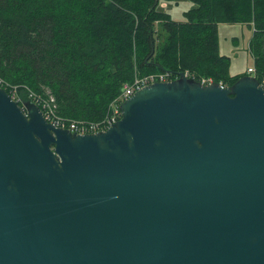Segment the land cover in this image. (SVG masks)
Wrapping results in <instances>:
<instances>
[{
  "label": "water",
  "instance_id": "1",
  "mask_svg": "<svg viewBox=\"0 0 264 264\" xmlns=\"http://www.w3.org/2000/svg\"><path fill=\"white\" fill-rule=\"evenodd\" d=\"M96 133L0 86V264H264V88L179 72Z\"/></svg>",
  "mask_w": 264,
  "mask_h": 264
},
{
  "label": "trees",
  "instance_id": "2",
  "mask_svg": "<svg viewBox=\"0 0 264 264\" xmlns=\"http://www.w3.org/2000/svg\"><path fill=\"white\" fill-rule=\"evenodd\" d=\"M162 1L179 2L0 0V76L52 95L60 115L95 120L135 73L188 71L232 84L243 74H231L219 50L220 22L251 25L249 50L264 75V0H189L183 20Z\"/></svg>",
  "mask_w": 264,
  "mask_h": 264
},
{
  "label": "built area",
  "instance_id": "3",
  "mask_svg": "<svg viewBox=\"0 0 264 264\" xmlns=\"http://www.w3.org/2000/svg\"><path fill=\"white\" fill-rule=\"evenodd\" d=\"M182 72L185 76L197 79L205 84L213 81L211 77L195 78L194 74L188 71ZM247 72L249 75L258 78L259 85L264 88V75L259 77L255 66H249L247 68ZM177 77H179V73H173L168 70L144 74L135 73L130 81L122 83L119 94L109 102L107 110L103 116L95 120L85 118L75 119L58 114L56 110V103L52 95H43L35 92L25 84L11 83L0 76V86L4 88L19 104L24 102L20 92H25L27 100L37 104L41 109L45 119L53 125L66 128L73 133L85 134L103 131L115 123L121 117V102L131 96L137 89L155 81H169ZM218 83L220 86H225V84L221 81Z\"/></svg>",
  "mask_w": 264,
  "mask_h": 264
},
{
  "label": "rangeland",
  "instance_id": "4",
  "mask_svg": "<svg viewBox=\"0 0 264 264\" xmlns=\"http://www.w3.org/2000/svg\"><path fill=\"white\" fill-rule=\"evenodd\" d=\"M168 4L166 11H168L174 19H177L179 15H181L178 10L186 6L184 2L179 3V5H175L176 3L174 2H169ZM233 26L234 27L230 25H228V27H220L218 43L220 51L230 56V70L232 72L241 73L251 59L247 46L251 31L240 24ZM234 37H237L236 40H234Z\"/></svg>",
  "mask_w": 264,
  "mask_h": 264
},
{
  "label": "crops",
  "instance_id": "5",
  "mask_svg": "<svg viewBox=\"0 0 264 264\" xmlns=\"http://www.w3.org/2000/svg\"><path fill=\"white\" fill-rule=\"evenodd\" d=\"M181 2H184V3H186V6H184V7H182V8H180L178 11H179V14L181 13V15H179V17L176 19V20H183L184 19V16H183V11L184 10H186V9H188V8H190L193 4L190 2V1H187V0H179V2H177L175 5H179V3H181ZM169 2H165V1H162V2H160V6H162V8L164 9V7H165V9L164 10H166V7L169 5L168 4ZM180 18V19H179ZM243 25V26H245V27H247L248 28V30H250L251 31V35H252V28H251V25H249L248 23H244V22H230V23H222V22H220V23H218V34H219V31H220V27H228V25H230L231 27H234L233 25ZM251 35L249 36V40H248V43H247V46H248V51H249V54H250V57H251V59L249 60V62L246 64V66L243 68V71L241 72V73H237V72H232L231 70H229L230 71V73L231 74H248V72H247V68L249 67V66H255V63H254V56L251 54V52H250V50H249V41H250V38H251ZM236 38L237 37H234V40H236ZM219 44V43H218ZM219 50H220V48H219ZM221 52V51H220ZM222 53V52H221ZM223 54H225V53H223ZM196 76H198V75H196ZM198 77H207V76H205V75H201V76H198ZM209 77V76H208ZM212 78V77H211ZM222 82V81H221Z\"/></svg>",
  "mask_w": 264,
  "mask_h": 264
}]
</instances>
